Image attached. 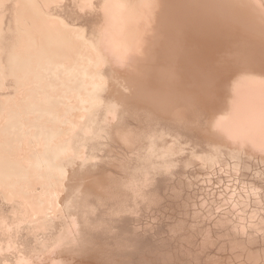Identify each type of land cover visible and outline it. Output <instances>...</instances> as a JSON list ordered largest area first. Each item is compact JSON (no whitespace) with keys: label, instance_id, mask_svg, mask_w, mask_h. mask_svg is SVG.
<instances>
[{"label":"bare ground","instance_id":"6f19581e","mask_svg":"<svg viewBox=\"0 0 264 264\" xmlns=\"http://www.w3.org/2000/svg\"><path fill=\"white\" fill-rule=\"evenodd\" d=\"M196 105L213 144L201 166L219 165L221 148L264 159V0H0V255L16 252L3 264H94L69 247V186L101 192L108 175L88 169L91 142L132 146L124 107L185 121ZM24 228L29 251L15 241Z\"/></svg>","mask_w":264,"mask_h":264},{"label":"rangeland","instance_id":"374dc122","mask_svg":"<svg viewBox=\"0 0 264 264\" xmlns=\"http://www.w3.org/2000/svg\"><path fill=\"white\" fill-rule=\"evenodd\" d=\"M64 8L60 13L72 20L71 1ZM207 114L196 105L184 121L124 107L119 123L132 146L110 137L90 145L98 158L88 169L108 174L104 190L69 186L71 194L78 192L70 210L78 220L70 250L94 264H231L235 254L249 251L264 259V159L221 148L219 165L201 166L197 157L213 146L203 135ZM162 143L175 145L167 158L157 157ZM74 173L80 176L78 167ZM230 198L242 202L235 206ZM0 207L8 209L1 197ZM15 241L27 251L37 246L27 228ZM15 254L0 255V264L13 262Z\"/></svg>","mask_w":264,"mask_h":264},{"label":"snow or ice","instance_id":"6c2138e0","mask_svg":"<svg viewBox=\"0 0 264 264\" xmlns=\"http://www.w3.org/2000/svg\"><path fill=\"white\" fill-rule=\"evenodd\" d=\"M262 187H264V184H262Z\"/></svg>","mask_w":264,"mask_h":264}]
</instances>
